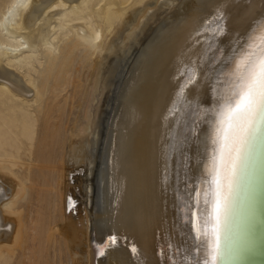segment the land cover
<instances>
[{"label": "bare ground", "instance_id": "6f19581e", "mask_svg": "<svg viewBox=\"0 0 264 264\" xmlns=\"http://www.w3.org/2000/svg\"><path fill=\"white\" fill-rule=\"evenodd\" d=\"M164 4L0 0V264L210 260L217 113L233 59L264 30V0ZM75 64L93 88L89 121L75 134L68 119L62 139L65 107L48 95L65 90ZM263 128L238 164L225 223L247 206Z\"/></svg>", "mask_w": 264, "mask_h": 264}, {"label": "snow or ice", "instance_id": "6c2138e0", "mask_svg": "<svg viewBox=\"0 0 264 264\" xmlns=\"http://www.w3.org/2000/svg\"><path fill=\"white\" fill-rule=\"evenodd\" d=\"M227 79L217 113L214 142L220 148L219 167H213L212 212L204 220L205 226L211 224L210 231L203 233L210 239V260L205 264H216L221 219L228 208L238 164L244 159L250 139L264 122V30L251 37L240 56L233 59ZM111 242L115 243V238Z\"/></svg>", "mask_w": 264, "mask_h": 264}, {"label": "water", "instance_id": "95a60500", "mask_svg": "<svg viewBox=\"0 0 264 264\" xmlns=\"http://www.w3.org/2000/svg\"><path fill=\"white\" fill-rule=\"evenodd\" d=\"M255 140L251 164L249 168L247 165L248 170L246 168L248 176L251 167L250 179L247 178L244 182L245 192L241 197V202L247 206L245 210H242L241 216H237L236 223H225L221 219L218 264H228L231 252L235 258L234 264H264V128L261 135L256 136ZM206 173L209 175V171ZM209 180V177L202 179L201 195L204 189L209 187ZM247 188L248 192L246 191ZM205 201L202 196L200 203L195 200L194 225L196 223V211L202 209ZM249 202L250 205H248ZM195 251H198V246L195 247ZM198 260H200V264H205L206 257Z\"/></svg>", "mask_w": 264, "mask_h": 264}, {"label": "rangeland", "instance_id": "374dc122", "mask_svg": "<svg viewBox=\"0 0 264 264\" xmlns=\"http://www.w3.org/2000/svg\"><path fill=\"white\" fill-rule=\"evenodd\" d=\"M161 2L164 4V7H167L166 6V0L165 1H163V0H161ZM42 61H43V64H42V66L40 67L39 66V64H37L38 65V69L39 70H41V68L44 66V61H45V59L43 58L42 59ZM123 64V63H122ZM78 66V67H77ZM77 67V68H76ZM75 68V69H74ZM79 68V65H77V64H75L74 66H73V69H72V71H71V75L69 76V79L71 80H69V83L68 84H66V87L64 88L65 90H63V91H53V92H51V94H49L48 95V97H49V101L50 102H52V100L55 102V103H60L59 104V106H61L62 107V105L61 104H63V106L65 107V108H63L64 109V125H63V127H62V136H61V138L62 139H64V135H65V133H67V135L66 136H68L69 135V132L68 131H65V125L66 124H68L67 123V120L68 121H70L69 123H71V124H69L70 125V130L72 131L73 130V132L76 134V133H78L79 131H81L82 129L84 130L85 128V125H87V123H88V121H89V108H90V105H91V103H92V97H93V88H90L89 90H88V92H85L84 91V88L81 86L82 85V78H81V76L79 75V72H78V74H76L77 73V70L76 69H78ZM82 72V71H81ZM73 74V75H72ZM75 74V75H74ZM35 75H37V72L35 73ZM78 75V76H77ZM72 76V77H71ZM72 79H71V78ZM75 78V79H74ZM77 80V81H76ZM79 82V83H78ZM74 84H75V86H74ZM72 87V88H71ZM67 88V89H66ZM75 88V89H74ZM71 89V90H70ZM67 90V92H68V94L69 95H67L66 93L67 92H65ZM71 91H72V93L73 94H71ZM83 91V92H82ZM71 94V95H70ZM82 94V95H81ZM55 95V96H54ZM58 95H60V96H58ZM63 97H62V96ZM66 96V97H65ZM73 96H74V100H73ZM81 96V97H80ZM83 96H85V99H84V97ZM51 97V98H50ZM57 97H59V98H57ZM46 98V97H45ZM56 98V99H55ZM60 99H61V101H60ZM72 99V100H71ZM100 99H101V97H100ZM56 100H58L57 102H56ZM66 100H68V101H66ZM66 101V102H65ZM72 101V102H71ZM81 101V105L79 106V107H73V105H77V103L78 102H80ZM53 102V103H54ZM62 102V103H61ZM54 103V104H55ZM74 103V104H73ZM65 104V105H64ZM71 104H72V106H71ZM66 106H68L67 108H66ZM71 107H73V108H71ZM66 110H69V111H67L66 112ZM71 110H72V112H71ZM61 112V111H60ZM69 112H70V114H69ZM74 112V113H73ZM72 113V114H71ZM60 114V113H59ZM66 116V117H65ZM78 118V119H77ZM65 121H66V123H65ZM73 126V127H72ZM72 127V128H71ZM82 130V131H83ZM61 139V140H62ZM83 175L84 176V174H85V171H83V173H82V171L80 172L79 171V174H78V176L79 175ZM3 190H1V192H2ZM3 193V192H2ZM2 193H0V194H2ZM3 197H5L4 199L2 198V200L3 201H5V199H6V201L8 200V196H4L3 195ZM69 205H70V208H69V210H72L73 209V207L77 204H79L78 203V200H76V201H72V198L70 197V200H69ZM76 203V204H75ZM33 215V214H32ZM103 254V251H101L100 253H99V255H102Z\"/></svg>", "mask_w": 264, "mask_h": 264}]
</instances>
